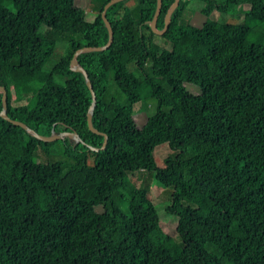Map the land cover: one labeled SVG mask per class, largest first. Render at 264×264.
<instances>
[{
    "label": "trees",
    "instance_id": "1",
    "mask_svg": "<svg viewBox=\"0 0 264 264\" xmlns=\"http://www.w3.org/2000/svg\"><path fill=\"white\" fill-rule=\"evenodd\" d=\"M109 1L0 0L6 115L84 142H42L0 117V264H264V0H180L162 35L150 27L157 0L108 7L112 43L75 59L95 93L92 125L107 136L100 150L70 61L107 43ZM188 1L203 4L189 18ZM173 2L161 0L157 30ZM243 4L241 23L211 19ZM142 100L156 113L139 126ZM162 144L175 156L157 167ZM136 174L172 189L174 237L148 177L131 185Z\"/></svg>",
    "mask_w": 264,
    "mask_h": 264
},
{
    "label": "rangeland",
    "instance_id": "2",
    "mask_svg": "<svg viewBox=\"0 0 264 264\" xmlns=\"http://www.w3.org/2000/svg\"><path fill=\"white\" fill-rule=\"evenodd\" d=\"M202 7H203V4L197 1H188L187 18L191 16L190 13L200 12ZM248 8L249 6L247 4H243L234 9L229 10L227 14L221 15L216 12L211 16V19H214L218 22H226L228 20L234 19L237 23H241L243 15H244V11L248 10ZM9 9L11 11H14L13 7L11 6L9 7ZM57 41H58L57 49H59V51L65 50L67 46L66 40L59 39ZM64 81H65L64 78L55 77V82L59 85H63ZM110 84H112V82H110ZM150 103L151 102H146L142 100L134 104L132 107L134 111L135 120L139 126H141L146 120V115L150 117V116L155 115L156 113V106ZM174 156H175L174 153L170 151V149L168 148L166 144L157 146L155 148L154 155H153L155 166L163 167L164 161L169 158L172 159ZM140 175H141V178H139ZM143 176L148 177L147 179V183L149 184L148 198L156 210V213L160 221V226L164 234L168 237H174L176 234L175 229H176L177 219L173 216H170L165 211L166 207L169 204L172 189L165 188L161 186L160 184H158L157 181L154 179L153 175L136 174L135 177L133 178L129 177L128 180H130V183L132 186H135L137 188V187H140L141 179H143L142 178ZM96 210L97 212L103 211L101 207H98Z\"/></svg>",
    "mask_w": 264,
    "mask_h": 264
},
{
    "label": "water",
    "instance_id": "3",
    "mask_svg": "<svg viewBox=\"0 0 264 264\" xmlns=\"http://www.w3.org/2000/svg\"><path fill=\"white\" fill-rule=\"evenodd\" d=\"M120 1H124V0H110L109 2L106 3V5L104 6L102 13H101L102 20H103V22L107 28V31H108L107 43L102 47L81 48L75 52L74 56L72 57V59L70 61L71 71L81 73L84 76L86 86L88 87V89L90 91L92 102H91V106H90V108L88 110V114H87V124H88L89 130L92 133H94L96 135H102L104 137L103 144H102L100 150H103L105 148L106 143H107V136L105 134L97 131L92 125V113H93V109H94V106L96 103L95 93L93 91V88H92V85L89 81L87 73L85 72V70H83L80 66L77 65L75 59H76V56H78L82 53L106 50L110 46V44L112 43V40H113V32H112V29H111L109 23L107 22V19L105 17V13H106V10L108 9V7H110L111 5H113L117 2H120ZM179 1L180 0H174L172 6L170 7L169 11L167 12V14L165 16V22H164L163 30H157L156 29V22H157V18L159 16V13L161 10V0H157L156 10H155L154 16H153L151 24H150V27H151V30L153 33H155L157 35H162L165 32L167 25L170 22V16L173 13V11L178 7ZM0 94H1V105H2L1 111H0V117L4 120L10 122L11 124H13L15 126H19L20 128L24 129L26 132L30 133L32 135V137L36 138L37 140L42 141V142H52V141L59 140L63 137H68L70 140H74L75 142H81L82 144H84V142L79 138V136L73 131L61 132L59 134L52 133L50 136H41L38 133H36L33 129H31L27 125H25L24 123L9 118L6 115L7 99H6V90L4 89V87H0ZM88 148L91 149L92 151H98L99 150L98 148L91 147V146H88Z\"/></svg>",
    "mask_w": 264,
    "mask_h": 264
}]
</instances>
